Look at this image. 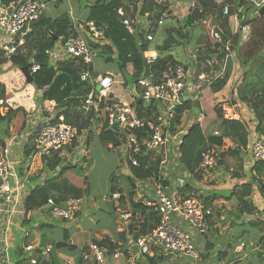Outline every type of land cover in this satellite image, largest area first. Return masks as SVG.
I'll return each mask as SVG.
<instances>
[{
  "label": "trees",
  "instance_id": "16d2710c",
  "mask_svg": "<svg viewBox=\"0 0 264 264\" xmlns=\"http://www.w3.org/2000/svg\"><path fill=\"white\" fill-rule=\"evenodd\" d=\"M14 1L0 0V5L8 6ZM193 2L194 6L192 8L187 5V13L182 20L176 21L170 15L168 7L160 4L158 0H94L87 6V12L81 16L86 22L91 21L96 27H100L106 36L103 44L88 42L93 55L103 56L104 61L108 63L115 62L118 73L122 74L124 87L139 92L138 82L140 79L152 77L156 82L171 69L187 68L177 61L172 54H169V50L181 43L188 44L191 40L190 32L196 24L205 23L206 28L207 25L215 26L223 33V38L221 37L219 42L214 43L209 38L208 30L204 29L207 45L203 46L202 43L197 41L198 48H195L196 51H194L196 74L208 73L211 83L207 87L214 94L221 92L229 80L230 70L227 67L222 76L220 72L223 71L226 58L232 52H235L242 73L236 88L231 94L234 96V105L239 103L243 106L245 115L250 117L249 122L251 121L254 124L253 129L264 138V14L259 15V8H254V4L245 0H193ZM224 6H229L227 15L223 14ZM120 9L123 10L125 18L132 20H135L136 17L137 20L145 19L147 27L140 29L137 24L135 33L130 34L122 24V18L118 14ZM238 9L240 12L237 14ZM251 11L253 13L251 17H248V13ZM164 14L167 17L166 19H173L174 21L165 30L168 35L165 42L162 45L154 44V37L159 30L157 23ZM235 14H237L240 23L250 20L248 25L249 35L245 42H242L243 32L240 27L235 33L230 30L229 18ZM75 34L71 18L67 13L57 18L46 17L43 14L38 20L31 23L24 44L6 59L10 66L20 71L30 60L39 67L31 75L32 85L40 92L36 106L48 110L50 108L49 104L53 102L55 104V114L50 123H60V118H62V121L74 127L77 135L80 136L83 132L91 130L96 120L92 111L87 113L83 111V101L93 89L97 92V88L91 86L89 81H82L81 76L86 71H89L92 76H97L99 73L95 72L93 65H85L78 58H70L54 67L49 62V57L46 54V51L54 48L60 38L64 40ZM147 34H152L153 40L151 42L146 40ZM225 45L229 46V52L225 51ZM151 50L156 52L157 60L153 63H147L144 55ZM165 53L166 55H164ZM0 55L4 56L2 51H0ZM128 65L132 67L131 74L127 73ZM23 89L24 85L18 91H9L0 83V111L1 109L6 110L5 113H0V143L19 136L27 127L28 116L31 115V112L13 107V103L26 98V93H22ZM15 95L18 96L15 97ZM193 108L199 109L200 107L187 101L177 110L175 119L172 122V133L177 132L176 127L181 125L182 117L186 112H193ZM135 109L141 118L154 121L159 117L156 108L144 107L139 104V101H136ZM214 112L218 124L216 130L218 135L213 132L211 135L206 136L199 124L192 125L187 134L181 137L178 162L184 172L196 180H200L197 169L201 163L202 153L209 148H223L224 140L228 139L234 146L221 154L219 165L225 166V160L232 159L237 167L236 169L230 168L233 172L228 169V172L233 175L232 179L243 180V164L240 156L248 144L249 131L246 123L240 119H226L222 106H215ZM247 120L246 118L245 121ZM36 130L38 128L34 129L33 136L31 135L29 142L23 147L24 160L32 157L33 148L30 145V139H33ZM98 136L101 142L110 144L113 148L121 145L118 137L106 129H102ZM159 162L160 159L157 158L148 166V169H144L145 165L142 162L140 168L131 167L132 176L127 179L130 192L126 197H128L130 211L139 216L136 228L139 229L140 233H146L154 229L159 223V214L154 207H147L140 201L135 200L136 182L158 175L160 172ZM38 163L41 166L39 174L31 177L30 181L37 180L43 173H47V176L43 179L41 186L31 189L23 199L22 207L25 214L33 213L48 204L49 201L62 205L68 199L80 201L86 196L87 177L84 175L82 167L63 165L62 158L56 154L39 158ZM248 177V181H240V184L232 186L231 197L235 199L237 214L228 211L226 219L234 225L235 223L243 225L244 220H246V223H250L244 217L256 212L249 198L252 195L253 187H257L259 192L263 194L260 184L264 179V161L254 163ZM113 178L114 176L111 175L109 181H112ZM191 188L192 186L187 183L182 192H189ZM67 195L70 197L68 198ZM217 199L218 196L213 194L211 197L204 199V205L211 207ZM256 221L264 223L260 218H257ZM254 224V226L259 225L258 223ZM133 229L130 233L135 237ZM247 236L248 232L242 230L238 240L242 241ZM65 242H58L53 248L55 250L63 248L73 250L74 247L66 245ZM92 243L106 249L108 253H114L118 248V245L112 243L107 237L101 240L93 238ZM257 243V246L264 249L263 238H258ZM212 249L210 247L209 252ZM85 250L83 249V251ZM258 254L260 253L258 252ZM208 256L209 254L203 257L208 258ZM226 256L225 253H218L216 258L219 261ZM35 258L36 264H55L52 257L49 258V261H44L40 252L35 254ZM147 258L151 264H154V257ZM12 261V264H30L28 258H22L19 254H15ZM212 262L209 264H212Z\"/></svg>",
  "mask_w": 264,
  "mask_h": 264
},
{
  "label": "built area",
  "instance_id": "2783aa9c",
  "mask_svg": "<svg viewBox=\"0 0 264 264\" xmlns=\"http://www.w3.org/2000/svg\"><path fill=\"white\" fill-rule=\"evenodd\" d=\"M49 1L51 0H15L8 6L0 5V51L6 58L13 55L24 44L31 23L44 14L46 3ZM158 2L167 6L170 12L173 0H158ZM188 6L191 8L194 6L193 0ZM228 12L229 6H224L223 14L227 15ZM239 12L238 9L237 14ZM118 14L122 18L123 26L130 34H134L138 24L137 17L135 20L125 18L122 9L118 11ZM237 14L234 17H237ZM69 16L76 36L72 35L64 40L60 38L52 50L46 51L49 62L55 67L58 63L70 58H78L85 65H92L94 55L88 42L103 44L106 36L103 30L96 27L93 22H86L82 18ZM165 17L164 14L158 21V26L164 24ZM211 33L213 42H219L221 36L215 28ZM146 40L151 42L153 40L152 34H147ZM225 51L229 52L228 45H225ZM144 56L147 63H153L157 60L155 52L147 51ZM226 60L223 71L220 72L221 76L225 71ZM38 69L39 67L32 61L30 74L35 73ZM81 80L89 81L91 86L97 88V92L93 89L82 105L85 113L92 111L96 117L92 129L96 126L98 134L102 129L111 130V133L118 137L121 145L114 149H120L119 151L124 156L128 166L140 168L142 162L145 165L144 169H148L152 162L156 161L157 158L160 159L158 175H153L144 180L153 188L156 200L154 202L143 201L145 206L154 207L155 211L158 212L159 223L154 229L146 233H140L139 229H134L136 236L132 237L131 244L133 248H136L137 255L152 258L158 253H164L170 256L176 254L197 259L198 251L191 234L181 228L176 221H182L197 235L204 236L209 230L212 211L193 194L182 192L186 184L184 178H175L173 191L171 194H167L168 188L164 184L167 179L163 169L168 162V152L178 150L182 142L181 137L185 136V131L181 130V125L176 127V133L171 131L177 110L184 105V102L196 100L197 97L194 94L199 88L210 85L211 80L208 73L196 74L194 70L179 67L169 70L156 82L152 77L140 79L138 82L139 94L135 92V97L131 103L122 102L115 97L112 88L114 89L117 82L110 74L92 76L89 71H86L82 74ZM136 101H139V104L144 107L156 108L159 117L154 121L139 117L135 109ZM50 104L52 110L55 104L53 102ZM41 108L38 111L42 110ZM230 110L232 111V109ZM38 111L37 113H39ZM52 117H48L47 120L37 117L39 123L37 124L36 121L28 122L26 129L19 135L18 139L13 137L4 143H0V222L6 223L3 231L4 250L0 256V264H10L7 254L9 226L12 219L22 211L23 198H25L22 195L26 191L24 190L25 186L30 183L28 169L24 168L22 173L18 170L22 156L16 154L14 149L18 148L19 143L27 144L29 138L33 136L34 129L38 128L33 139H30V145L33 148L31 158L34 156L42 158L56 154L64 160L71 149L70 147L75 146L78 138L85 133L83 132L78 136L75 128L64 123L62 118H60V123L51 124ZM224 117L229 120H239L238 113L226 114ZM198 121H200L199 118ZM214 134L218 135L216 131ZM87 140L88 136L84 135L82 142L87 143ZM246 151L250 154L249 168L251 169L254 163L264 161V138H253L243 152ZM221 154L222 152L216 148H209L203 152L201 163L197 169L198 175L207 178L221 168L219 165ZM229 171L233 172L232 169ZM144 181H137L136 187L142 189L141 184ZM260 185H262V202L264 205V179ZM120 197L121 195L116 193L113 194L112 198L116 200ZM78 204V201L73 199L62 205L49 201L44 208L52 220L74 221L79 211ZM136 216L131 211L122 212L119 215L125 223H129L134 218L137 219ZM260 219L264 222V213ZM239 247H245V243H240ZM86 249L80 254L82 264H102L108 254L106 249L92 242L88 243ZM22 251L28 254L30 264H36L35 254L40 251L32 246H25ZM49 252L50 249L46 248L45 253ZM42 253L40 252V254ZM112 257L118 258L119 253H112ZM127 263L135 264V258L131 253Z\"/></svg>",
  "mask_w": 264,
  "mask_h": 264
},
{
  "label": "rangeland",
  "instance_id": "374dc122",
  "mask_svg": "<svg viewBox=\"0 0 264 264\" xmlns=\"http://www.w3.org/2000/svg\"><path fill=\"white\" fill-rule=\"evenodd\" d=\"M94 0H51L49 2L46 3V7H45V11H44V16L46 17H50V18H57L58 16L67 13L68 15H72L78 18H81V16H83L86 12H87V6L89 4H91ZM248 3L251 1L250 0H245ZM190 3V0H173V3L171 5L170 8V15L172 17L175 18L176 21H181L183 16L186 15L187 13V5ZM252 8V7H251ZM253 12H249L248 13V17H251V14ZM167 17H165L164 19V24L162 26H159V30L156 34V38L154 37V44H159L162 45L165 40L168 38L167 33L165 32V30L167 28H169L170 25H172L173 23V19H166ZM230 18H233L232 16ZM237 25L239 24V22H236ZM242 23H240L241 26ZM138 25L140 26V29H145L147 27L146 24V20L145 19H139L138 20ZM205 23L202 24H196L194 29L190 32V37L191 40L188 44H184L181 43L178 46H173L170 50H169V54H172L175 59L179 62H181L184 66H186L188 69H191V71L194 70V72L196 71V64L194 63V51H196L195 48L197 47V41H199V43H202L203 46L207 45L206 39L207 37H205ZM232 25V24H231ZM239 26V27H240ZM215 28V26H208L207 25V30L209 32V38L212 40V30ZM248 30L247 32H244L243 30V35L248 38ZM1 36V34H0ZM151 52H155L153 50H151ZM156 53V52H155ZM166 55V53L164 54ZM229 57V56H228ZM227 62V66L228 69L230 70V72H232V68H233V63L234 62H239L237 57H236V53L232 56H230L228 58ZM93 69L95 70L96 73L99 74H110L114 77V79L116 80L117 84L114 86V89L112 88V90L114 91V93H116V95L118 97L120 96H126V94L128 95L129 92L132 90L130 88L126 89L124 87V85L122 84L123 81V77L121 73H118L117 70V65L115 62L112 63H108L104 61V57L101 55H96L93 57ZM130 66H127V73L131 74L132 72V68H131V72H129ZM0 83H2L6 89H8L9 91H18L20 90V88L24 85V89L22 90V93H26V98L25 99H21L18 100V102L13 103V107L14 108H22L24 110H28L31 112V115L28 116V122H37V124L39 123L38 118L41 119H45L47 120V118H51V116H53L55 114V110L54 108H52V110H43V108H41L42 110H39V107L36 106L37 100L40 97V92H38L34 86L31 84H27L25 81L24 76L22 75L21 71L19 69H16L12 66H10V63L7 61L5 56L0 55ZM225 88V87H224ZM230 86H227L225 88V90H227L226 92H228ZM125 91V92H124ZM21 93V94H22ZM139 94V92H137ZM125 94V95H124ZM137 94V95H138ZM196 95V100L192 101V104L198 105L200 108V112L197 114L198 117L197 119L195 118V114L192 111L186 112L184 114V116L182 117L181 120V126L182 129L185 131L184 135H186V133L188 132L189 128L194 125V124H199L203 130V132L205 133L206 136L211 135L213 132H215L217 130V121H216V117H215V112H214V107L216 106H222V111L223 114H232L235 113L237 111V108H233L234 106V102L233 100H229L228 102H223V90L220 92V94H218L216 96V98H213L212 92L209 89V87L207 88H199L195 94ZM18 95H15V97ZM20 97V95H19ZM217 99V101H216ZM231 99V98H230ZM12 104V103H11ZM231 108L232 111L230 110ZM5 109H1L0 113H5ZM37 111L39 113H37ZM49 113V114H47ZM198 118L200 119V121H198ZM36 125V124H35ZM95 126L94 129L89 130V131H85L84 135L88 136V139H90L89 145L88 142L87 143H83L82 139L84 137L81 136L80 138H78L77 144L75 146H71L70 151H68L67 153V157H64L63 163L64 165H76V160H78L79 162L77 163V168L78 167H82L83 171H84V175L87 177V187L89 188V191L96 195H99L98 193L103 189V187H105V183L107 181V178L111 175L114 176L112 181H109V186L113 187V181H117L116 185H118V190L120 188H123V193L125 195H128V193L130 192V186L128 183V178H131L130 176H124L121 174V168L119 166V158L122 159V154L119 152L120 149L115 150V152L113 151H107L106 150V144L101 142L99 140V136H98V128ZM83 134V133H82ZM19 138V136H17V139ZM23 145H25L24 143H19L18 148H15L14 151L16 152V154L18 155H22V150H23ZM108 145V144H107ZM223 152L225 153L226 150L225 148H220ZM224 149V150H223ZM88 150V151H87ZM89 152V153H88ZM85 157H88L89 161V167L82 165V161L85 160ZM180 157L179 151L178 150H173L171 152H168V162L165 165V167H167L168 171L170 173V175L175 178V177H183V169L182 166H180V163L178 162V159ZM123 161V159H122ZM177 162V163H176ZM227 166V169L229 168V166L227 164H225ZM230 165H232L231 167H233L234 169H236V165H234L233 162H230ZM39 172V171H38ZM188 174V173H187ZM44 178L47 176V173H43L41 174ZM132 176V174H131ZM186 180V179H185ZM201 180L204 182V177L201 176ZM40 181V180H39ZM174 182V181H173ZM186 182V181H185ZM207 183L206 185H210L209 182H204ZM67 186V185H66ZM142 190H146L147 193H151L152 196H149V199L152 201L156 200V197L154 195V191L153 188L147 183V181L142 182L141 184ZM196 191L199 193H202L203 195L206 196H212L217 195L218 196V201L222 200L224 202L223 204V218L224 220L221 223V227L219 229L216 230V233H213V231L210 233V235L208 236V240L210 243L213 244V249L211 250V254L212 256L208 257V258H204L203 255H199L197 259H193V258H189V257H184V256H180V255H167V254H161L158 253L155 257H154V264H209L210 262L213 261L214 264H256V259L253 257H251L250 255L255 254V255H259L258 251H260V256L264 257V249H261V247H258L257 244V239L258 238H263L264 239V233L263 230L260 231L259 236H253V235H248L246 239L239 241V237L242 234V231H240V226L235 223L232 224L234 225L233 227H229V223L231 224V222L229 220L226 219V214L228 211H231L232 213L237 214V206H236V202L235 199L231 197V191L232 188L227 187L221 189V190H217V189H211L208 186L205 187H200V186H195ZM141 190L137 189L136 190V200L140 201L138 199V197L140 196V192ZM87 196V194H86ZM85 196V197H86ZM67 197L69 198L70 196L67 195ZM82 198V204L80 206L83 207L82 210H85L86 208V204H87V200H88V196L86 197V199ZM200 202L204 203V197L199 196V194H197L196 197ZM97 201H99V197L96 198ZM128 199V197H127ZM71 199H68V201H70ZM79 207V204H78ZM211 211H212V216L215 215H221V208L218 207V205H212L210 207ZM85 211H83L84 213ZM255 214V212L252 213V215L250 216H245L246 219L249 220V218L251 220L254 221H250V222H255L257 218H260L262 215H258L256 214V217H254L253 219L251 218V216H253ZM51 219V218H50ZM52 220V219H51ZM53 221H58V222H72V221H61V220H53ZM178 222V221H177ZM235 222V221H234ZM104 223V221H102V224ZM54 226H58L57 222H53ZM61 224V223H60ZM179 225L182 224V227H185L189 233H193L195 234L194 236L198 239H200V241H202V237L198 236L192 229H190V227L186 224H184L182 221L179 220V223H177ZM137 225V224H136ZM136 225L134 226V229L136 228ZM59 227V226H58ZM263 227V226H262ZM245 228H248L245 226ZM133 229V231H134ZM261 229V228H260ZM30 231V237L29 240H33L34 237H37L40 235V233L38 231H35L33 229V226H30L29 229H26ZM219 231L223 232L221 235H219ZM11 234L14 235L15 238V242H14V246L11 245L10 249H9V255L12 254V258H14V250L17 249L20 245L19 240L21 239V237H23V235L21 236L18 232L17 229H15V227L11 228ZM43 238L39 241H37V243H41L43 246L47 245V244H51L52 247H54L53 242L59 238L57 233H54L53 231H49L48 233L46 232L45 235H42ZM258 237V238H257ZM253 238H256L253 240ZM28 239V238H27ZM232 241V243H231ZM252 241L253 246H249L248 249L246 248L247 244H250V242ZM245 243V249L240 248L239 245L240 243ZM231 243L233 246L239 247L240 252L239 255L236 256L235 254L238 253H234V247L233 249H226L225 253L228 256V260L225 262H223V259L221 260H217V256H214L215 254L219 253L222 254L221 250H223L224 248H227V244ZM197 247V245H195ZM227 246V247H226ZM198 248V247H197ZM264 248V247H263ZM243 249V250H242ZM200 250V249H199ZM205 250V249H203ZM206 252V250L204 251V253ZM56 250L53 251L52 253V257L55 259V263L56 264H62V261L58 260L56 257ZM107 256L105 257L104 262L107 260ZM164 256V257H162ZM247 256V257H246ZM249 256V257H248ZM144 259L142 260L143 264H151L149 259L147 257H143ZM257 258L260 259V257L258 256ZM262 260V259H260ZM103 262V263H104ZM212 262V264H213ZM257 262L259 263L260 261L257 260ZM102 263V264H103ZM128 264V263H126Z\"/></svg>",
  "mask_w": 264,
  "mask_h": 264
},
{
  "label": "crops",
  "instance_id": "0c3cea01",
  "mask_svg": "<svg viewBox=\"0 0 264 264\" xmlns=\"http://www.w3.org/2000/svg\"><path fill=\"white\" fill-rule=\"evenodd\" d=\"M250 1L252 4H254V8H256V7L260 8L262 6V4L264 3V0H250ZM232 17L233 18H229V27H230V30L232 31V33H235L236 30L240 26V22H239V19L237 17H234V16H232ZM237 21L239 22L238 25L236 23ZM240 28H241V26H240ZM247 30H248V26H247V28L244 29V32H247ZM246 40H247V36L245 37L243 35L242 42H245ZM234 54H235V52H232L229 55V57L230 56L233 57ZM228 58H227V60H228ZM226 65H227V62H226ZM128 66H130V65H128ZM131 68L132 67L130 66L129 72H131ZM226 68H227V66H225V71H226ZM241 73L242 72H241L239 62H234L232 72H230L229 80L225 86V88L227 86H230V88H229L228 92H226L227 90H225V88L223 89V99H222L223 102H228L229 100L234 101V96H232L231 94L234 91V89L236 88L238 81L240 80ZM204 88H207V87H204ZM112 92L118 100L125 102V103H131L135 97V90H131L128 95L126 94V96L122 95L120 97H118L116 95V93H114V91H112ZM218 94H220V92H218L216 94L212 93L213 98H216V96ZM216 101H217V99H216ZM49 105H51V104H49ZM233 108H235V109L237 108V111L235 113H238L239 119L246 123L247 130L249 131L248 144L255 137L261 138L262 136L260 134L256 133V131L253 129V125H254L253 122H251V121L249 122V119H250L249 115L248 116L245 115V111H244L243 106L241 104L237 103L233 106ZM233 108H231V109H233ZM246 118L248 119L247 120L248 122L245 121ZM180 127L182 130V126H180ZM89 140L90 139H88L87 142ZM224 142H225V144H224L223 148H225V150L233 148L234 145L230 140L226 139V140H224ZM88 145H89V142H88ZM105 146H106L107 151L115 152V150H117V149L112 148V146L110 144H108V145L106 144ZM23 147H24V145H23ZM219 151L223 152L220 148H219ZM21 156H22V160L20 161L21 163L18 167V170L20 171V173H22V171L25 168V169H28V172L30 174V178L35 177L37 174H39L38 171H40V169H41V166L38 163L39 158L37 156H34L33 158H29L27 160H24L23 150H22ZM32 156H33V154H32ZM240 157L242 158V164H243V170H242L243 171L242 174L244 175L243 180L232 179L233 175L230 172H228V169L233 168V167H231L232 165H230V162L234 163V161L232 159H226L225 160L226 161L225 164H227L229 166L228 169H227L226 165L225 166L222 165L221 168L216 170V172L214 171L212 176L204 178V182H209L210 185H206L207 183H204L201 180V177H200V180H196L195 178H193L192 176H190L189 174H187L184 171H183V177H180V176H178V177L186 179L185 183L186 184L189 183L192 186L191 190L189 192L188 191L186 192L187 194H193L194 197H197V194H199V196H202V197H204V199H206V198H209L210 196H206V195H203L202 193L197 192L195 186H200V187L208 186L211 189L213 188V189L221 190V189H223V187L224 188H227V187L232 188V186H234L236 184H240L241 183L240 181H248L249 180L248 174H249V170H250V168H249L250 154L248 151L242 152ZM121 158L123 159V161H122V159L119 158V163H118L119 166L122 167L121 171H120L121 174L124 176H130L131 177V170H130L128 164L126 163L124 156L122 155ZM88 161H89L88 157H85V160L82 161V163H83L82 165L89 167ZM78 162L79 161L76 160V165ZM234 165H235V163H234ZM167 171H168L167 167H164L163 173L166 175V179H167V181L165 182V184L167 185V188H168L167 194H171L173 191V188H174V185H173L174 182L173 181L175 180V178H178V177L173 178L170 175V173ZM30 178H29L30 183L25 186L24 190H26V191L22 195L23 197L26 196L30 192L31 189L35 188L36 186H41L42 181L44 179V177L42 175H40L37 180L30 181ZM116 182L117 181H113V187H110L109 186L110 185L109 184V177H108L107 181L105 183V187H103V189L98 193L99 195H96V196L94 194H92L89 191V188L87 187L88 200H87V204L85 207L86 209L82 210L83 207H81V209H80V206L82 204V200H80L79 201V211L76 215L75 220L72 222H58V221L51 220L46 209L44 208L45 206L35 210L33 213H28V214H25L23 211V207H21V210H22L21 213L19 215H17L14 219H12V221L10 222L8 236H7V254H8L10 264L13 263V261H12L13 258H12V254L9 255V249H10L11 245L14 246V242H15L14 235L11 234V228L12 227H15V229L18 230V232L21 236L23 235V237H21V239L19 240V242H20L19 247L14 250V254H19L22 258H28V254H25L22 251L23 247L32 246L37 251L43 252L41 254V257L43 258L44 261H49V258L52 257V253L55 249L52 247L51 244H47V245L43 246L41 243H37V241L41 240L43 238L42 235H45L46 232L48 233L49 231L54 230V233H57L59 238H57L53 242V245L58 243V242L66 241L65 242L66 245L74 247L73 250H70L68 248L56 250V253H57L56 258L58 260L62 261V264H74L75 258L82 253L83 249L87 248L88 243L92 242L93 238L101 240L105 237L109 238L112 243L118 245V248L115 252L119 253V257L114 259L112 257V253H108L107 254L108 255L107 260L103 264H126L130 253L135 258V264H143L142 260L144 258L142 256L137 255L136 248H133V246L131 244L133 236L130 233V231H131V229L134 228V226L136 225L138 220L133 219L129 223H125L120 219V217H119L120 213L130 211L131 209H130V204L128 202V199L126 197L127 195L122 194L123 188H120L118 190V185H116ZM136 188L141 190L140 196L138 197L140 202L143 203V201H146V200L150 201V202H154V201L149 199V196L150 195L152 196L151 193H147L146 190L143 191L141 188H138V187H136ZM110 189H112V190H110ZM116 193H119L122 198L114 200L112 197H113V194H116ZM86 197H85V199H86ZM97 197H99V201H97V199H96ZM135 200H136V198H135ZM249 201L252 203V205L255 207V210H256L255 214L253 216H251V218L253 219L254 217H256V214H258L259 216L263 215L264 205L262 202V194L259 192L257 187H253V192H252L251 197L249 198ZM223 204H224V202L222 200H219V201L215 200L212 203V205H218V207L221 208V210H222L221 215L211 216V218L209 220L210 226H209L208 232L204 236L198 235V236L202 237V241H200V239L196 238L194 236L195 234L190 233L194 245H197V247H198L197 248L195 246L199 255L204 256V255L209 254L208 257L212 256L211 252H209V248L211 247V249H212L213 244L209 242L208 236L210 235V233L212 231H213V233H216V230L221 227V223L224 220V218H223ZM83 211H85V212L83 213ZM244 219H245V217H244ZM249 220L254 221L255 219L251 220L249 218ZM102 221H104L103 224H102ZM245 221L246 220H244L243 225L242 224L240 225L238 223V225L241 228L240 231H242V230L247 231L248 235H253V236H259L261 230H263V233H264V223H261L259 221L246 223ZM53 222H57L59 227L54 226ZM177 223H179V221ZM254 223H258L259 225L254 226L255 225ZM5 226H6V223L4 221L0 222V256H2V252L4 250L3 231L5 229ZM30 226H33V229L40 233V235L37 237H34L32 241L29 240L30 231L26 230V229H29ZM233 226L234 225L229 223V227H233ZM245 226L248 228H245ZM180 227L185 229L186 231H188L185 227H182V224L180 225ZM222 233L223 232L219 231V235H221ZM231 243H232V241H231ZM231 243L227 244L228 247L227 246L226 247L229 249H233V247H234V253H238V254H235L236 256H238L239 252H240L239 247L233 246ZM249 246H253L252 241L250 242V244L246 245V248L248 249ZM258 247H261V246H258ZM46 248L50 249L49 253H45ZM227 248L223 247V250H221L219 252L223 253L226 251ZM203 249L206 250L205 253H204L205 250H203ZM258 252H260V251H258ZM217 255H218V253L213 255V257L217 256ZM250 256L251 257L254 256V258L256 259L255 260L256 264H264V257L259 256L260 259H262V260H260L259 258H257L258 256L255 254H252ZM227 260H228V256H226L223 259V262L224 261L226 262ZM257 260H259L260 262L258 263ZM53 261L55 263V259Z\"/></svg>",
  "mask_w": 264,
  "mask_h": 264
},
{
  "label": "water",
  "instance_id": "95a60500",
  "mask_svg": "<svg viewBox=\"0 0 264 264\" xmlns=\"http://www.w3.org/2000/svg\"><path fill=\"white\" fill-rule=\"evenodd\" d=\"M258 14L259 15H263L264 14V3L262 4V6L259 8L258 10ZM250 24V20L245 21L244 23H242L241 28L247 27ZM24 30V28H23ZM216 31L220 34V36L223 38V33L216 28ZM32 67V61L30 60L28 62V64L26 66H24L21 69V73L25 78V81L27 84H31L32 83V76L29 73V69ZM193 113L195 114V116L197 117V114L199 113V109L198 108H193ZM109 132H112L111 130ZM262 187V185H261ZM74 264H81V256L78 255L75 260H74Z\"/></svg>",
  "mask_w": 264,
  "mask_h": 264
},
{
  "label": "clouds",
  "instance_id": "9594fccd",
  "mask_svg": "<svg viewBox=\"0 0 264 264\" xmlns=\"http://www.w3.org/2000/svg\"><path fill=\"white\" fill-rule=\"evenodd\" d=\"M242 25V24H241ZM245 28H247V27H244V28H241L242 29V31L245 29ZM216 29V28H215ZM29 73H30V69H29ZM106 74V73H105ZM32 75V74H31ZM136 92V91H135ZM129 168H131V167H129ZM137 183V182H136ZM166 185V184H165ZM136 190H137V188H136ZM125 197V196H124ZM122 197H120V199H121ZM68 201V200H67ZM78 203H79V201H78ZM142 203V202H141ZM133 213V212H132ZM134 214V213H133ZM137 214H135V216H136ZM136 218H137V216H136ZM135 219V218H134ZM138 219V218H137Z\"/></svg>",
  "mask_w": 264,
  "mask_h": 264
},
{
  "label": "bare ground",
  "instance_id": "6f19581e",
  "mask_svg": "<svg viewBox=\"0 0 264 264\" xmlns=\"http://www.w3.org/2000/svg\"><path fill=\"white\" fill-rule=\"evenodd\" d=\"M82 264V263H81Z\"/></svg>",
  "mask_w": 264,
  "mask_h": 264
}]
</instances>
